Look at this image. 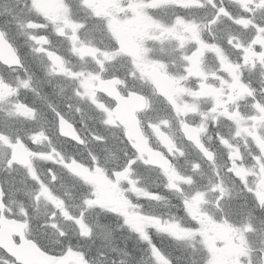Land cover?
I'll use <instances>...</instances> for the list:
<instances>
[{
    "label": "rangeland",
    "instance_id": "obj_1",
    "mask_svg": "<svg viewBox=\"0 0 264 264\" xmlns=\"http://www.w3.org/2000/svg\"><path fill=\"white\" fill-rule=\"evenodd\" d=\"M47 1L49 3H51L53 6V0H44ZM88 0H86L87 3ZM120 1L121 0H107L106 2L100 4V8H101V13L100 15L103 16L104 18L106 17H110L111 15H113L114 13L119 12L120 9ZM164 2L166 4L172 3V4H182V5H191L194 4L197 0H159V2ZM228 0H225V3H227ZM29 5L27 4L26 0H19V3L21 5H27L31 12L32 15L33 13H36V10L38 12V14L44 18L45 15L46 17H48L49 19L53 20L54 23L58 24L57 26H52V28L55 31H59V34L62 35L63 34V30L65 32L69 31V28H66L65 25L63 24L65 21L68 22L69 25L73 24L75 22V19H71L69 20L68 18L71 17L67 12L66 9H61V6H63L61 4L60 0H55L56 5H57V10L56 13H52L51 8H49L50 10L48 11L47 8L44 9V12H46L45 14L38 8H36L35 3H32L31 0H29ZM93 2H96V0H93ZM154 6L155 5V2ZM14 7V6H13ZM48 7V6H46ZM60 7V8H59ZM69 8H71V5H69ZM167 8V12L169 13L168 15L164 14V18H165V22H168V30L172 31V34L176 35V37L181 36L184 31L186 34V32H188L190 34L195 33V31L198 33L197 36L198 39L202 40H210L211 37H208L210 33H203V35L199 34L198 29H194L192 24H190L185 18H183L182 16L179 15L178 12H176L173 8H171L170 6L166 5ZM106 10V11H105ZM4 12V9H2V7L0 6V13ZM14 12V9H13ZM23 12L21 11L19 13V15H21ZM179 18H181L182 20H180ZM25 21L27 24H34V19L33 17H29V15L24 17ZM155 20H152L151 18H148L147 21H143L142 25L138 27V33L139 36L137 35V38L139 40V43L142 44L141 42V38H153L154 42L160 43L157 40H155V37L162 31H167L166 27L160 26L156 32H154V29L156 28V25L154 24ZM109 23H111L110 20H108ZM224 22H226V19L224 20ZM60 23H62V25H59ZM223 23V22H222ZM227 23V22H226ZM241 23V21H240ZM6 24H9L8 21H6ZM244 26H246V23H243ZM153 26V27H152ZM226 26V24L224 25ZM21 27V26H20ZM70 27V26H69ZM22 28V27H21ZM190 28V29H189ZM23 29V28H22ZM127 29V28H126ZM9 30L11 32H15V33H21L22 31H18L17 27L15 26V24H13L10 21V28ZM147 30V35L145 34V31ZM84 31H92L90 28H86ZM141 31V32H139ZM263 38H261L260 40V47L262 49V53L264 54V36L262 35ZM174 41L177 45H179V47L176 46V49L179 50L180 52L181 47L184 46L181 44V42H179V40L177 39H172V38H168L166 39L167 43H170ZM195 45V44H194ZM208 45V49L214 50V46L215 44H206ZM78 43H76L75 41L71 42V50H73L74 52L77 51L78 53ZM35 50L37 52L41 51L43 49V45H41L40 43H38L37 45L34 46ZM211 50V51H213ZM215 54L208 52V55H213V58L217 57L219 58L218 53L219 50L215 47ZM182 53V52H181ZM229 55L225 56L227 57V59H224V63L227 65V62L229 61V58H235V51L230 49V51L228 52ZM221 54V53H220ZM183 58L185 57V55L182 53ZM262 56V55H261ZM208 57V58H207ZM222 57V56H221ZM207 59V60H206ZM220 59V58H219ZM206 60V64L210 61L209 56H205L203 55L201 57V63L203 61ZM215 60V59H214ZM213 60H211L209 62V66L211 64ZM243 64H247V61L244 59L243 61L240 60ZM50 62V61H49ZM145 64L147 63V60L144 62ZM138 66V65H136ZM225 66V67H226ZM224 67V66H221ZM204 65L201 66V69L203 70ZM131 71L133 72V79H131V84H129L130 86H135V85H139V83L142 80V75H140L137 70L131 69ZM259 71H261L264 74L263 69H260ZM49 72H56L57 74L61 73L62 70L57 69L53 66V64L50 62V67H49ZM188 72V70L186 71ZM226 74H230V70H228L226 72ZM224 75V74H223ZM38 74L35 73V77L36 79L38 78ZM225 76V75H224ZM93 79L90 77L88 79H85L81 82V87L82 90L85 94L86 99H89L92 96V90H94V82L93 84L91 83ZM217 80V79H216ZM135 84V85H134ZM37 87H40L42 89H47L46 85H43L41 83H36ZM52 88V87H51ZM81 90V91H82ZM212 91H217V88L212 87ZM219 93V90H218ZM8 91H3L2 94H0L2 96V98L5 97V95H8ZM221 97V96H219ZM224 97V96H222ZM261 101L264 102V99ZM224 102V101H223ZM262 102V103H263ZM259 104L262 106L263 104H261V102H259ZM241 105V104H240ZM238 105V106H240ZM260 105L256 107V109L260 108ZM238 109V107H237ZM251 111V110H249ZM264 112V111H263ZM210 113H215L212 109H210ZM262 113H260L261 115ZM245 115H247V113H245ZM248 117V116H247ZM85 119L86 121H84V127H80L82 133L85 135L86 139L92 144L95 145V141L97 140V133L99 131V128L97 126H94V122H93V116L91 115V113H86L85 115ZM262 121L256 125V132L260 133V136L262 138V140H264V118L262 117ZM233 124V125H232ZM103 126H106V122L102 123ZM225 127H221L219 129H217L216 131V135H217V139H212L214 143H216V146L218 145L219 147H217L218 151L221 152L222 154H225L227 152V156H230V153L232 152L233 155L238 154L240 151H246L247 154L252 155L254 153L255 150H259L260 154L264 155L263 149L264 148H260L258 145H256L252 140V125H249L246 129H244L242 127V122L241 121H236V122H231L230 123H225L224 124ZM219 125H215L214 127H218ZM231 140L232 141V145L228 146L229 151L224 150V141L227 140ZM252 162L253 164L256 166V173L257 175H255V177L251 178L249 180V182H245L244 180L239 181L240 184L244 185V186H248L247 188H254L253 191H251L252 193H254L255 195H257L258 190L260 191V187H257V181L259 180V182L264 185V182H262V177L264 176V173L262 172V170L264 169V165L263 163H260L259 161V156L257 157H252ZM124 173V170L121 172V174ZM170 177V176H169ZM170 180L166 181V182H170ZM217 181V180H216ZM219 181L221 183H235L238 184L237 182H233L230 180V177L228 178V180L223 179L222 177H219ZM184 182H187L186 184L191 186L190 183H194L197 184L198 186V181L192 180V182H188L187 180H184ZM104 183V182H102ZM134 184V183H133ZM135 189H142V188H135L133 187L132 189V193H134ZM144 190V189H143ZM146 191V190H145ZM250 191V190H249ZM149 193L148 197H143V196H137V200H138V208L140 210L141 213H137L135 212L133 214V216L131 217V221H129V224L131 225L130 228L131 230L135 231V232H140L141 228L143 226H152L155 230L159 231L158 228L161 226L160 222H159V215H163V216H168L170 215L169 213H167L166 211L162 210L159 208L158 204L160 202V198L157 194H153V196H151V192L147 191ZM188 193V192H187ZM186 193V195H187ZM196 194L198 195V192H196ZM133 195L131 197V199L126 202L127 204H129L130 201H134L133 199ZM123 193L119 194L116 193V191H114V189L112 188L111 190H109V192L107 194H105V198H109V201L111 202L112 206L116 208V211H121L123 212V207H121L119 200L122 199ZM124 198V196H123ZM149 200L151 202H149ZM192 200L194 201V198H192ZM145 201V202H144ZM192 201V203H187V202H182L184 203V206L186 205L189 209H190V213L192 214V219L196 221V225H193L192 228H185V232L187 234H183V230L180 229L179 226H177V224H167L165 226L168 227V234L170 235L171 238H169L170 240V249H168V247L164 244L162 246H154L149 248V250L147 251L149 257L156 259V262H160L162 260H164V255L167 254L168 252H177V247L178 245L182 244V243H186V240H189L188 242H190L191 240H197L198 241V245L196 248H200L203 249L204 251L209 253V260L211 262V264H250L253 263L255 261L254 258H252L248 252L245 250V248H250L253 245L250 243V241L247 238V234L251 235V232L247 233L248 228L243 226V229H241L243 235L238 234H234L229 232L228 226L225 223H220V221L210 218V215L205 213L204 210H201L200 207L197 208L194 206V202ZM156 202V203H155ZM201 201L198 202V204H200ZM141 204H146L147 206H149V208L147 210H145V212L141 211ZM169 205H174V204H166L165 206H169ZM124 218H126L125 214L123 215ZM209 219V220H208ZM208 220V221H206ZM236 227V230H239V226H234ZM194 228H196L197 230H195ZM247 233L245 235V233ZM45 233L46 235H44V233H42L41 235L39 234L40 237V241L42 244H45L47 247V244L51 241H55L57 240L62 233V229L60 228V223L56 222V221H49L46 223L45 225ZM252 236V235H251ZM255 238V240L257 239V234H255L253 236ZM263 238L259 239V246L261 248H264V242H262ZM178 242V243H177ZM97 244H101V241L98 239L97 240ZM232 245L234 247L235 250L238 251V254L236 256V258L233 257V259H227L226 258V245ZM56 247V244H50V248L54 249ZM59 257H62V259H66L67 258V254L66 253H62V250L60 249L58 253H56ZM212 256V257H211ZM61 260V262L63 261ZM149 259H145V260H141L139 262L140 263H146ZM76 263L78 264L79 262L76 261ZM165 264V263H164ZM169 264V263H168Z\"/></svg>",
    "mask_w": 264,
    "mask_h": 264
},
{
    "label": "flooded vegetation",
    "instance_id": "obj_2",
    "mask_svg": "<svg viewBox=\"0 0 264 264\" xmlns=\"http://www.w3.org/2000/svg\"><path fill=\"white\" fill-rule=\"evenodd\" d=\"M96 24H89V26H93ZM97 26V25H96ZM99 28V26H98ZM95 28L94 31H96L97 35H93V36H87L90 37L91 39H88L89 41H91V43L100 46V44H103L105 47L111 48L112 50L116 49V44L113 40L111 39H104V40H100V35H99V29ZM92 63H95L98 66V74L105 77V76H121L123 74H125V67L123 66L122 63H126L128 65H130V60L126 57V56H122V55H118L116 56L115 54H112L110 56H102V60L96 58V56H92ZM23 60V68L22 69H16L14 71L16 72H22L24 70H27V86L28 89H24L21 90L20 88H16V85L13 84L12 87H8L1 79H0V91H8V95H5L4 98L1 99L0 101V106H3L5 104V100H6V104H17L18 106L24 108V109H28V106H35L36 103V97L38 96L40 101L43 103L46 102H61V101H65L66 100V95L62 94L61 92H57V91H52V88L49 86V84H47V82H45L44 79V68L39 65L37 63V61H35V59L33 57H28V59H26L25 57V61L24 58L22 57ZM39 65V66H38ZM252 68H254L252 66ZM223 70V68H222ZM239 76L241 78V80H243V82H245L246 84L249 85V82L246 80V74L244 73V70L240 67L237 68ZM35 73H37L39 76L36 79L35 77ZM225 73H226V69H225ZM19 75V73L17 74ZM25 75V76H26ZM100 76V79L102 78ZM226 78H228V76H225ZM236 76H233V78L229 77V79H234ZM36 83H41L43 85H48L47 89H42L40 87L36 86ZM225 85L226 82L224 81ZM120 89L122 90V88L120 87ZM231 89V87H230ZM260 91L258 88H254L253 91H251V95H247L245 97V95L243 94H239L238 96V100L244 102V106L246 108H252L258 106V100L254 97V94L256 92ZM122 93H126L128 91H121ZM205 93H209L211 91H204ZM226 94V91H224ZM262 92V91H261ZM263 93V92H262ZM214 94L216 95V91H214ZM237 99V98H235ZM98 105H101V102H97ZM102 107H104L103 105H101ZM221 107L218 108H222L223 114L225 115L227 113V106L226 103L224 105H220ZM105 108V107H104ZM241 113L243 114V110L241 111ZM248 118L245 117V115L240 116V121H247ZM210 147V145H209ZM217 163L220 164L221 169L226 170L227 166L229 165V157L226 154H218L217 152ZM227 175H231V173H224L222 174L223 178L228 180V176ZM236 175H238L236 173ZM231 180V179H230ZM233 181V180H231ZM234 182V181H233ZM220 190H221V198L223 200V204L225 206H227L228 204V196L229 193L228 191H230V197H229V201H236V204L240 205L243 203V196H242V192L240 190V187L235 184V183H222L220 186ZM264 198V195L260 198V200H262ZM236 214H238V212H235ZM239 215V214H238Z\"/></svg>",
    "mask_w": 264,
    "mask_h": 264
},
{
    "label": "trees",
    "instance_id": "obj_3",
    "mask_svg": "<svg viewBox=\"0 0 264 264\" xmlns=\"http://www.w3.org/2000/svg\"><path fill=\"white\" fill-rule=\"evenodd\" d=\"M4 9L3 14L6 18L10 17L15 8L12 0H2L0 4ZM14 6V7H13ZM18 8V6H17ZM105 223V222H104ZM101 223L97 235H101V244H90V250L93 251L84 258L93 261L95 259H105L104 264H139L141 260L149 259L146 263L156 264L154 258H150L148 253L145 255L148 243L138 238L135 234H130L125 227L117 223ZM264 226V221L260 222L259 227ZM87 241V244H89ZM154 242V241H153ZM179 248V255H173V264H201L202 254L187 252Z\"/></svg>",
    "mask_w": 264,
    "mask_h": 264
},
{
    "label": "water",
    "instance_id": "obj_4",
    "mask_svg": "<svg viewBox=\"0 0 264 264\" xmlns=\"http://www.w3.org/2000/svg\"><path fill=\"white\" fill-rule=\"evenodd\" d=\"M6 56L4 54V57ZM4 57L0 55V60H4ZM188 139L194 141L193 137H188ZM21 239L22 241L19 246H14L11 242L9 243L7 241L1 242L0 246L20 264H48L52 261V257L41 251L35 243L27 241L22 237ZM262 264H264V255L262 256Z\"/></svg>",
    "mask_w": 264,
    "mask_h": 264
},
{
    "label": "clouds",
    "instance_id": "obj_5",
    "mask_svg": "<svg viewBox=\"0 0 264 264\" xmlns=\"http://www.w3.org/2000/svg\"><path fill=\"white\" fill-rule=\"evenodd\" d=\"M129 78L130 79H133V74L130 72L129 73ZM134 194L137 195V196H143V197H148L149 196V193L143 189H135L134 190Z\"/></svg>",
    "mask_w": 264,
    "mask_h": 264
}]
</instances>
